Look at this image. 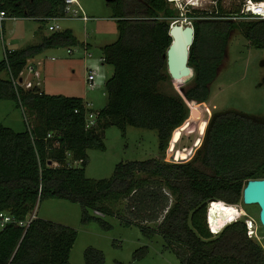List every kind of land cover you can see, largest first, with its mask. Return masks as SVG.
Segmentation results:
<instances>
[{"label":"trees","instance_id":"1","mask_svg":"<svg viewBox=\"0 0 264 264\" xmlns=\"http://www.w3.org/2000/svg\"><path fill=\"white\" fill-rule=\"evenodd\" d=\"M0 2L3 11L18 18L46 22L65 16V0ZM108 4L118 20L119 37L104 46V64L113 65L114 73L104 83L108 100L96 110L92 127H87V115L94 111L83 97L49 94L15 82L29 60L47 49L79 45L71 29L53 32L21 49L5 48L0 97L16 101L28 126L16 131L0 123V211L22 219L44 198H62L81 205L82 222L101 220L108 229L111 225L90 210L118 216L106 204L108 200H135L154 177L172 191L164 195L171 204L151 219L157 221L163 215L157 228L135 224L148 235H162L182 264H264V246L248 235L245 220L232 223L220 234H214L208 224L211 200L243 202L247 182L264 178V115L240 110L215 113L193 162L131 160L117 164L110 179L86 175L88 149H104L105 129L112 125L123 131L129 125L157 129L164 152L175 129L188 118L185 98L209 99L233 30L241 28L252 45L264 47V19L252 17L239 23L232 18L239 11H226L221 0L212 12L196 9L189 59L194 77L184 98L160 89L162 82L171 79L166 53L172 42L171 23L180 18L179 9L170 0ZM72 160L81 162L73 165ZM123 218L134 223L128 216ZM77 237L76 229L39 217L27 231L11 224L0 231V264H72L70 253ZM105 260L103 250L86 248V264H105Z\"/></svg>","mask_w":264,"mask_h":264},{"label":"rangeland","instance_id":"2","mask_svg":"<svg viewBox=\"0 0 264 264\" xmlns=\"http://www.w3.org/2000/svg\"><path fill=\"white\" fill-rule=\"evenodd\" d=\"M186 1H172V6L180 11V18L176 21H183L185 24H193L196 9L210 12L217 9V0H199L198 5H193L191 0ZM221 1L226 11H239V14L233 13L232 18L235 21L242 23L253 19L243 12L247 0ZM80 3L86 14L92 17L89 21L78 17L80 13L75 12L77 7L73 4L69 6V15L59 19L43 22L31 17L9 18L0 24V61L5 56V48L15 50L40 43L44 36L53 33L49 29L51 24H59L61 31L71 29L81 42L79 45L49 48L30 61L37 64L45 92L81 96L88 108L96 113V110L103 108L108 100V93L103 86L113 75L114 66L104 64V46L118 39V20L113 16V9L107 0H80ZM89 68L97 69L99 73L95 89H91L87 81ZM172 70L180 71L174 67ZM2 75L5 77V74ZM24 75L27 80H37L28 67L24 70ZM170 75L171 79L162 82L160 89L185 98L186 90L193 84L194 70L190 67L185 74L174 77L170 72ZM263 78L264 47L252 45L242 29L236 28L230 37L219 73L211 83L209 99L195 101L185 98L188 118L183 125L175 129L165 151L162 152L159 148L157 129L129 125L126 131H123L112 125L105 129L103 137L105 148H89L87 151L89 156L87 177L97 180L110 179L117 164L131 160L157 158L168 163L193 162L205 141L215 113L240 110L256 116L264 115ZM0 123L16 131H24L28 126L24 110L17 106L16 101L1 97ZM140 176L147 175L141 173ZM169 193L172 191L167 186L151 177L149 186L139 191L135 200L134 198L108 200L106 204L118 216L90 210L92 215L102 218L111 225L108 229L101 220L82 222L81 205L70 200L44 198L39 201L35 210L39 218L78 231L77 240L70 253L72 264H86L85 250L90 246L104 251L105 264H182L177 255L167 247L162 235H148L135 224L144 223L157 228L163 215L157 221L151 219L160 215L166 204H171L164 196L165 194L169 196ZM214 206L210 212L212 217L216 212ZM234 206L242 215L239 220H245L247 227L251 224L250 220L254 222L255 234L251 237L264 246V229L260 221L259 206L246 205L243 202ZM234 212L235 208L231 207V213ZM123 216L132 218L134 223H128ZM146 218L150 219L149 222L144 221Z\"/></svg>","mask_w":264,"mask_h":264},{"label":"built area","instance_id":"3","mask_svg":"<svg viewBox=\"0 0 264 264\" xmlns=\"http://www.w3.org/2000/svg\"><path fill=\"white\" fill-rule=\"evenodd\" d=\"M65 16H68L70 13V5H76L75 12L80 13L78 17L83 19L84 21H89L92 19L89 15L86 14L84 8L82 7L80 0H65ZM243 12L246 15H250L254 18H260L264 19V0H247L245 3V8ZM9 18H18L16 16H9L5 11L1 9V2H0V24L5 23V21ZM61 17H50L47 19V21H50L51 19H59ZM49 29L53 32L61 31V26L59 24H51L49 25ZM71 51V50H70ZM90 55V54H89ZM31 60V59H30ZM29 60V63L26 67L29 68V71L31 73H34L35 78H37L36 81L27 80L24 75V70L21 73V76L19 79H16L15 82L17 84H20L24 86L25 88H33L35 86L39 87L43 91V83L40 80L42 75L37 70V64L35 62H32ZM39 64V63H38ZM99 73L97 69L89 68V72L87 75V81L89 83V87L91 89L96 88V79L98 77ZM97 114L95 112H89L87 115V127H92L96 123ZM73 165H79L81 161L74 160ZM36 207L29 212L28 215H26L25 218L19 219L10 211H0V231L4 230L6 227H8L11 224L19 225L27 231L31 223L38 217L36 213ZM248 233L250 236L253 234L251 233V229L248 228Z\"/></svg>","mask_w":264,"mask_h":264},{"label":"water","instance_id":"4","mask_svg":"<svg viewBox=\"0 0 264 264\" xmlns=\"http://www.w3.org/2000/svg\"><path fill=\"white\" fill-rule=\"evenodd\" d=\"M108 2L113 0H107ZM173 1V0H170ZM170 35L172 42L166 53L168 68L172 76L185 74L190 68V48L194 42L195 27L183 21L174 20L171 23ZM180 71H173L172 68ZM243 202L246 205L257 204L260 208V221L264 229V178L250 179L243 189Z\"/></svg>","mask_w":264,"mask_h":264},{"label":"clouds","instance_id":"5","mask_svg":"<svg viewBox=\"0 0 264 264\" xmlns=\"http://www.w3.org/2000/svg\"><path fill=\"white\" fill-rule=\"evenodd\" d=\"M220 203H224L222 206L224 207V209L221 208L217 209V211L215 212V216L212 217L211 216V209L213 204H220ZM235 208V212L233 214H228L226 216L222 215V213H224L227 208ZM242 215L239 212V209L234 206V204H226V202L222 201V200H211L209 202L208 205V224L209 227L211 229V231L214 234H220L222 233L229 225H231L232 223L238 221L240 219ZM248 222V221H247ZM249 228V226L247 227V229Z\"/></svg>","mask_w":264,"mask_h":264},{"label":"bare ground","instance_id":"6","mask_svg":"<svg viewBox=\"0 0 264 264\" xmlns=\"http://www.w3.org/2000/svg\"><path fill=\"white\" fill-rule=\"evenodd\" d=\"M188 1V0H187ZM186 1V2H187ZM198 1L199 0H191L190 2L193 4V5H198ZM201 1V0H200ZM199 4H201V2H199ZM214 205H216V206H214ZM223 204L222 203H220V204H213V206H214V209L217 211V209H220L221 210V208L222 209H224V207L222 206ZM226 211H228V213H222V215H224V216H226V215H228V214H232L231 213V208L229 209V208H227V210ZM249 222H251V224H250V229H252L251 230V233L254 235L255 234V230H254V227H255V224H254V222L253 221H249Z\"/></svg>","mask_w":264,"mask_h":264},{"label":"crops","instance_id":"7","mask_svg":"<svg viewBox=\"0 0 264 264\" xmlns=\"http://www.w3.org/2000/svg\"><path fill=\"white\" fill-rule=\"evenodd\" d=\"M44 90V89H43ZM85 101V100H84Z\"/></svg>","mask_w":264,"mask_h":264}]
</instances>
